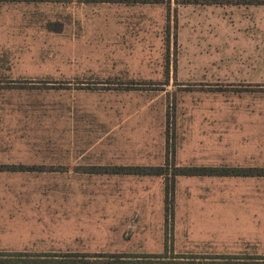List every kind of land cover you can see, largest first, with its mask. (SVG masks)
Masks as SVG:
<instances>
[{
    "label": "rangeland",
    "instance_id": "1",
    "mask_svg": "<svg viewBox=\"0 0 264 264\" xmlns=\"http://www.w3.org/2000/svg\"><path fill=\"white\" fill-rule=\"evenodd\" d=\"M83 1H0V254L264 258V177L170 175L264 170V4Z\"/></svg>",
    "mask_w": 264,
    "mask_h": 264
},
{
    "label": "trees",
    "instance_id": "2",
    "mask_svg": "<svg viewBox=\"0 0 264 264\" xmlns=\"http://www.w3.org/2000/svg\"><path fill=\"white\" fill-rule=\"evenodd\" d=\"M7 2H68V0H0ZM234 1V2H232ZM85 3H123V4H148V3H161V0H84ZM187 4H241V5H259L264 2L258 0H187ZM116 174L136 175V176H168L169 173L165 172L162 167H120L115 170ZM172 179L177 176H231V177H264V170H255L254 168H175L170 173ZM23 257V258H22ZM72 259L63 260L65 258H53L51 261L54 264H158L160 261L156 260L158 257L152 256H123L122 254H110L106 256H85V255H70L64 256ZM87 257H95V260H88ZM104 257V258H103ZM15 260L13 261V259ZM21 264L29 263H45L46 258H40L37 262L30 258H24L21 254H0V264L16 263L19 261ZM155 259V260H152ZM16 261V262H15ZM194 261H187L186 263L172 260V264H193ZM201 264H264V258H239V257H212L209 260L204 258Z\"/></svg>",
    "mask_w": 264,
    "mask_h": 264
},
{
    "label": "crops",
    "instance_id": "3",
    "mask_svg": "<svg viewBox=\"0 0 264 264\" xmlns=\"http://www.w3.org/2000/svg\"><path fill=\"white\" fill-rule=\"evenodd\" d=\"M120 167H154V166H117V167H113L112 169L115 170L117 168H120ZM115 171H106V172H102V173H111V174H116L114 173ZM98 173V172H97ZM99 174V173H98ZM125 175V174H123Z\"/></svg>",
    "mask_w": 264,
    "mask_h": 264
}]
</instances>
